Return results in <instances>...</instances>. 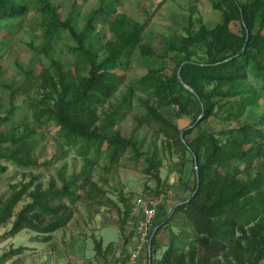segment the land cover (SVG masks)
I'll use <instances>...</instances> for the list:
<instances>
[{
	"label": "rangeland",
	"instance_id": "1",
	"mask_svg": "<svg viewBox=\"0 0 264 264\" xmlns=\"http://www.w3.org/2000/svg\"><path fill=\"white\" fill-rule=\"evenodd\" d=\"M40 1L27 0L29 11L21 18L0 20V117L7 114L9 103L16 107L12 118L0 125V135L3 139L30 136L27 140L33 147L28 159L15 156L27 166L18 165L13 160L0 161V208L15 190L20 191L30 185L14 213L30 202L29 193L36 187L41 190L50 186L59 189L64 181H72L79 176L88 161L79 156L77 150L65 146L59 128L53 122L44 125L33 119L32 104L44 91L42 76H54L51 61L59 62L65 71L76 77L79 75L75 57L69 51L74 44L68 34L45 35L42 24L50 19L39 12ZM73 1L50 0L57 7L61 21L68 16ZM218 1L76 0L73 23L78 31L93 10L106 6L114 7L125 18L127 26L144 25L141 43L126 58L125 70L117 71L124 77L122 84L97 108L96 113L97 125H100L125 99L124 106L119 109L117 123L107 128L104 134L131 138L143 156L136 160L128 150L114 164H109L105 156H101L91 166L90 179L85 181L83 175L77 180L82 188L76 191L79 199L72 207L70 222L52 233L49 241H43L42 234L28 229L14 236H3L11 228L13 218L0 225V264H158L172 234L180 235V242L175 246L178 254L183 256L182 264H188L191 256L196 263L203 264H238V258L245 261L242 251L248 248L246 238L250 237V229L255 222L245 226L243 232L235 230L232 248H226L227 243L219 240L211 242L213 249H206L199 244L185 216L171 217L172 209L192 194L196 161L176 141L165 137L151 115L158 114L182 130L190 124L193 112L190 110L186 115L180 112V117H177L178 107L162 104L150 95L144 83H138L144 76L160 70L166 74L171 72V57L176 54V47L185 35L184 28L190 22L193 32L199 27V19L207 28H213L220 22L221 13L213 6ZM95 26L99 34L96 46L99 54L103 55L114 35L104 16L97 18ZM239 26L236 22L230 24L234 33H239ZM27 72L31 73L30 77ZM250 82L254 83L258 93L255 105L242 108L237 97L220 99L215 114L201 124L222 142L233 136V129L244 124H253L263 132V138H256L254 144L260 146V150L255 149L248 155L247 168L233 165L238 178L244 180L255 178L258 172L264 175V89L251 79ZM4 85L18 90L11 97ZM200 119L201 115L197 121ZM195 135L193 132L188 139ZM12 149L7 148L4 152L9 154ZM146 158H154L161 163L151 174L146 173ZM262 196L264 198V192ZM126 207L130 209L127 217ZM149 207L155 211L154 225L166 217L170 219L158 227L152 252L148 244L137 258L132 259L138 244L136 225L141 219L140 212ZM154 230L151 225L149 233ZM97 243L100 244L99 253L95 250ZM11 251L19 252L1 261L2 255ZM262 252L258 264H264V243Z\"/></svg>",
	"mask_w": 264,
	"mask_h": 264
},
{
	"label": "trees",
	"instance_id": "2",
	"mask_svg": "<svg viewBox=\"0 0 264 264\" xmlns=\"http://www.w3.org/2000/svg\"><path fill=\"white\" fill-rule=\"evenodd\" d=\"M26 1L0 0V20L25 16L29 11ZM213 6L221 13L220 22L213 28H207L199 19L195 32L190 22L184 28L185 35L176 47V54L171 57V72L166 74L160 70L144 76L138 83H144L150 95H154L162 104L178 107L175 113L177 117H180V112L185 115L190 110L193 112L190 124L182 130L158 114L151 115L165 137L176 141L196 161L192 194L172 209L171 217L178 214L185 216L199 244L206 249H213L211 242L219 240L227 243L226 248H232L235 230L243 232L245 226L255 222L250 229V237L246 238L248 248L242 251L245 261L238 258L237 262L258 264L264 243V175L258 172L253 179H240L234 166L247 168L248 155L255 149L260 150V146L254 144L256 138H263V132L253 124H244L233 129V136L222 142L202 128L201 124L215 114L220 99L237 97L242 108L255 105L258 93L250 79L264 89V0H219ZM76 8L74 0L68 16L61 21L57 7L50 0L40 1L39 12L50 19L42 24L45 35L52 36L59 32L68 34L74 44L69 51L75 57L79 75L76 77L65 71L59 62L51 61L54 76H42L44 91L32 104V109L36 122L44 125L53 122L59 128L65 146L77 150L79 156L88 161L81 174L72 181H64L61 188L50 186L41 190L36 187L29 193L30 202L17 213H14V208L30 185L20 191L15 190L0 208V225L7 224L13 218L11 228L3 236H14L28 229L42 234L43 241H49L52 233L70 222L72 207L79 199L76 191L82 188L77 180L84 175V180L88 181L91 166L101 156H105L109 164L117 163L128 150L136 160L143 156L131 138L104 134L107 128L117 123L119 109L124 106L125 99L100 125H97L99 119L96 113L97 108L111 98L122 84L124 77L117 71L125 70L126 58L141 43L144 25L127 26L125 18L114 7L106 6L93 10L78 31L73 23ZM99 16L105 17L114 35L113 42L103 55L99 54L96 46L99 34L96 33L95 22ZM235 22L240 25L239 33H234L230 28V24ZM26 74L31 76L30 72ZM3 88L9 90L11 97L18 90L7 85ZM9 105L7 114L0 117V125L8 122L14 114L15 105ZM200 115L201 119L197 121ZM193 132H196L194 138L188 139ZM29 137L3 139L1 136L0 161L13 160L18 165L27 166L15 156L28 159L33 150L32 143L27 140ZM10 147L13 149L6 154L4 150ZM145 160L147 174L161 165L154 158ZM129 214L130 209L126 207L125 217ZM169 219L166 217L155 225L152 221L155 230L149 233L148 241L151 252L158 227ZM169 240L158 264H182L183 256L178 254L175 246L180 242V235L172 234ZM95 250L99 253V243ZM18 252L2 255L1 261ZM188 264L203 263H196L191 256Z\"/></svg>",
	"mask_w": 264,
	"mask_h": 264
},
{
	"label": "built area",
	"instance_id": "3",
	"mask_svg": "<svg viewBox=\"0 0 264 264\" xmlns=\"http://www.w3.org/2000/svg\"><path fill=\"white\" fill-rule=\"evenodd\" d=\"M141 219L136 225V233L138 244L131 255L132 259H135L139 256L142 250L148 245L149 241V230L152 225V220L155 217V211L153 208H143L140 212Z\"/></svg>",
	"mask_w": 264,
	"mask_h": 264
}]
</instances>
